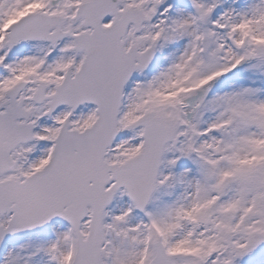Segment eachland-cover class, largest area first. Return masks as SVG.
<instances>
[{
  "label": "snow or ice",
  "instance_id": "obj_1",
  "mask_svg": "<svg viewBox=\"0 0 264 264\" xmlns=\"http://www.w3.org/2000/svg\"><path fill=\"white\" fill-rule=\"evenodd\" d=\"M0 264H264V0H0Z\"/></svg>",
  "mask_w": 264,
  "mask_h": 264
}]
</instances>
